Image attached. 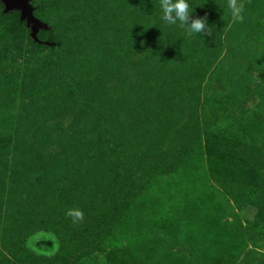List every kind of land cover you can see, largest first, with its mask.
Masks as SVG:
<instances>
[{"label":"rangeland","instance_id":"374dc122","mask_svg":"<svg viewBox=\"0 0 264 264\" xmlns=\"http://www.w3.org/2000/svg\"><path fill=\"white\" fill-rule=\"evenodd\" d=\"M242 2L188 0L211 34L189 37L159 0H32L39 44L0 3V264H264V0Z\"/></svg>","mask_w":264,"mask_h":264},{"label":"clouds","instance_id":"9594fccd","mask_svg":"<svg viewBox=\"0 0 264 264\" xmlns=\"http://www.w3.org/2000/svg\"><path fill=\"white\" fill-rule=\"evenodd\" d=\"M162 11L161 19L168 25H176L185 30L186 35L191 37L193 34H207L209 27L207 17L193 18L194 10L191 9L188 0H159ZM228 9L231 13L233 22H243L244 3L242 0H227ZM66 215L73 219L74 223L80 222L84 218V213L79 209L69 210Z\"/></svg>","mask_w":264,"mask_h":264},{"label":"water","instance_id":"95a60500","mask_svg":"<svg viewBox=\"0 0 264 264\" xmlns=\"http://www.w3.org/2000/svg\"><path fill=\"white\" fill-rule=\"evenodd\" d=\"M32 0H0L3 6V13L17 12L19 21L25 22L30 31L31 39L36 43H41L37 34L39 31H47L48 26L34 16V9L30 5ZM47 44V43H45Z\"/></svg>","mask_w":264,"mask_h":264},{"label":"trees","instance_id":"16d2710c","mask_svg":"<svg viewBox=\"0 0 264 264\" xmlns=\"http://www.w3.org/2000/svg\"><path fill=\"white\" fill-rule=\"evenodd\" d=\"M35 16V15H34ZM36 17V16H35ZM36 18H38V17H36ZM39 19V18H38ZM40 20V19H39ZM47 25V24H46ZM40 32V31H39ZM38 32V33H39ZM31 38V37H30ZM37 38H38V34H37ZM32 40V39H31ZM38 40L39 41H41L39 38H38ZM33 41V40H32ZM34 42V41H33ZM34 43H36V42H34ZM46 43V42H45ZM39 44V43H38ZM42 44L44 45V42H42ZM51 43H47L46 45L47 46H49V48H50V50H49V59L50 60H53V58H54V52L57 50V47H54V46H51L50 45Z\"/></svg>","mask_w":264,"mask_h":264}]
</instances>
